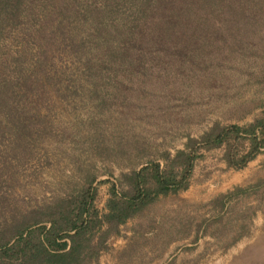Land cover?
<instances>
[{
    "label": "trees",
    "instance_id": "1",
    "mask_svg": "<svg viewBox=\"0 0 264 264\" xmlns=\"http://www.w3.org/2000/svg\"><path fill=\"white\" fill-rule=\"evenodd\" d=\"M252 47L264 56V0H0V189L13 174L7 159L26 161L49 134L76 138L101 160L125 167L113 180L95 181L89 166L79 186L28 210L11 203L0 223V264H97L120 225L159 196L187 188L203 151L219 150L217 160L233 169L264 151V109L240 123L214 120L195 137L185 133L173 153L152 149L150 130L135 124L168 118L163 107L175 84L202 97L212 79L233 82L221 61L244 63ZM77 90L92 106L77 127L50 120L57 97ZM100 182L108 186L99 208ZM250 192H264V177L212 197L210 212L219 215L212 219L230 214L236 197ZM6 201L0 194V205ZM185 217L177 213L162 225L172 240L194 226L195 242L212 222L192 225ZM249 260L264 264L262 257Z\"/></svg>",
    "mask_w": 264,
    "mask_h": 264
},
{
    "label": "rangeland",
    "instance_id": "2",
    "mask_svg": "<svg viewBox=\"0 0 264 264\" xmlns=\"http://www.w3.org/2000/svg\"><path fill=\"white\" fill-rule=\"evenodd\" d=\"M257 49L252 47L246 52L244 63L241 59L233 61L232 57L221 61L220 67L233 73L230 78L233 82H228V78L212 79L202 97L190 94L193 91L191 85L185 87V92L175 84L170 87L163 107L170 115L168 118L135 120L139 130H150L152 149L165 148L173 153L182 146L185 133L195 137L214 120L222 124L240 123L264 109V56L261 57L262 52ZM262 61V67L258 68ZM202 74L206 75L204 71ZM90 109V102L77 90L57 97V104L49 108L48 118L57 124H65V127H77L78 119ZM75 139L49 134L37 142L34 153L26 161L7 159L13 165V174L0 189V194L7 198V204L0 205V223L4 218L8 219L11 203L20 210H28L70 192L79 186L80 176L89 166L96 175L95 181L113 180L120 170H125L122 165L91 154L88 145L79 144ZM219 154L217 149L203 151L204 157L196 162L186 189L159 196L142 215L120 225L118 235L108 239V248L99 255L97 264H253L249 257L257 261L261 257L264 259V192L236 197L230 214L226 211L223 218L220 216L215 220L212 218L219 215L210 212L207 203L235 185L246 187L263 178L264 151L240 169L224 168L223 162L217 160ZM142 164L139 162L137 167ZM107 186V182L97 184L99 208L106 197ZM258 203L261 205L257 207ZM177 213H182L185 219L188 217L192 225L202 219L212 222H205V230L197 232L195 242L191 241L194 226L186 237L172 240L161 227L167 218L175 217ZM244 215L247 220L244 229L239 231ZM234 231L240 232L239 237L226 243L236 235ZM245 248L248 254L241 253Z\"/></svg>",
    "mask_w": 264,
    "mask_h": 264
}]
</instances>
